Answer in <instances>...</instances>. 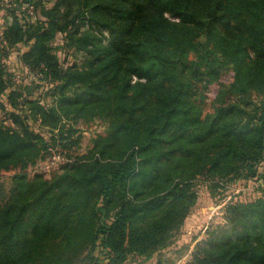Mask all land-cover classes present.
Here are the masks:
<instances>
[{
	"label": "trees",
	"instance_id": "16d2710c",
	"mask_svg": "<svg viewBox=\"0 0 264 264\" xmlns=\"http://www.w3.org/2000/svg\"><path fill=\"white\" fill-rule=\"evenodd\" d=\"M35 1L43 20L27 24L19 4L8 32L11 45H27V65L45 66L59 82L52 107L31 102L35 113L53 128L60 116L114 118L102 154L113 146L123 154L117 163L66 166L49 182L15 176L9 192L0 184V264H74L83 253L86 264H124L129 255L166 248L196 194L181 180L146 193L157 176L146 178L137 163L154 150H162L156 160L166 163L209 143L208 174L256 175L264 164V99L244 123L235 119L244 110L224 99L264 91V0ZM58 34L85 52L81 68L59 67L50 46ZM203 51L209 66L211 56L220 60L207 81L198 63L177 59ZM226 73H233L232 82L219 85L206 112L211 86ZM7 76L0 66V100L8 95L17 109L22 94L9 92ZM7 116L13 127L0 123V172L26 167L47 148L24 115ZM225 212L224 234L213 235L190 264H264V198L230 204Z\"/></svg>",
	"mask_w": 264,
	"mask_h": 264
},
{
	"label": "rangeland",
	"instance_id": "374dc122",
	"mask_svg": "<svg viewBox=\"0 0 264 264\" xmlns=\"http://www.w3.org/2000/svg\"><path fill=\"white\" fill-rule=\"evenodd\" d=\"M49 0H43L48 3ZM21 4L19 14L26 18L27 24L43 20L40 11L37 10L35 0H0V66L6 67L9 79V92L16 90L20 92L18 108H12L8 102V95L1 97L0 123L7 127H13L8 119L7 113L17 112L27 118L31 129L42 135L43 145L39 155L33 163L24 168L14 171L0 172V184L4 185L6 191L12 190L14 177H26V181L37 180L49 182L63 174L66 166L74 163L88 164L99 159L103 164L117 163L122 159L123 147L113 146L103 152L102 139L109 135L116 120L111 117H95L78 119L72 116H60L57 123L52 127L50 121H45L41 115L35 113V106L31 104L40 103L45 107L54 104L53 90L59 85L55 77L45 68L27 65L23 61L27 45L20 42L11 45L8 38L10 25L13 22V10ZM23 24H25L23 22ZM84 28L88 29L86 26ZM105 43L108 41V33L105 32ZM53 53L57 56L59 67L67 71L71 68H81L85 62V52L69 45L64 35L58 34L50 43ZM173 57L175 55L171 53ZM210 55V54H209ZM177 54V59L182 64L198 63L200 71L204 73L207 81L214 64L219 59L211 56V64L208 65L205 51L200 54H186L183 58ZM222 71L226 68L217 63ZM226 72V71H225ZM184 76V75H183ZM221 81L213 84L210 88L207 110L212 109V104L217 98L219 85L227 86L233 80V73H226ZM182 80L188 81L187 76ZM264 99V91L260 88L252 89L245 95L229 93L225 95L224 105L235 104L244 110V115H237L242 123L253 114ZM220 100V99H219ZM221 102V101H220ZM207 104V105H208ZM41 145V146H43ZM214 148L207 143L193 149L192 153L185 157L173 158L166 163L157 161L162 155V150H154L144 160H138V170L144 172L146 178L157 176L156 180L147 184L146 193H152L153 186H157L159 192L165 191L173 183L181 180L192 185L191 190L196 194L194 203L189 208L188 214L178 229L170 235L168 246L159 250L151 256L139 254L129 255L124 264H190L193 255L207 243L213 236L224 234L219 231L220 227H226L225 209L230 204L253 203L264 198V179L259 178L263 174L264 164L257 166V173L249 174L246 170L241 171V176L235 178V173L227 177H219L207 173V163L214 156ZM259 174V175H257ZM134 193L129 191L128 197L133 199ZM217 237V236H216ZM87 253L78 256L74 264H86ZM105 262V253L95 254Z\"/></svg>",
	"mask_w": 264,
	"mask_h": 264
}]
</instances>
